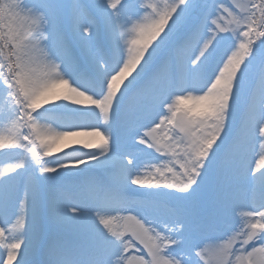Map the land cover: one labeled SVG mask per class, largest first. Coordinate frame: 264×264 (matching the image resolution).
Masks as SVG:
<instances>
[{"label":"snow or ice","instance_id":"obj_1","mask_svg":"<svg viewBox=\"0 0 264 264\" xmlns=\"http://www.w3.org/2000/svg\"><path fill=\"white\" fill-rule=\"evenodd\" d=\"M0 264H264V0H0Z\"/></svg>","mask_w":264,"mask_h":264}]
</instances>
